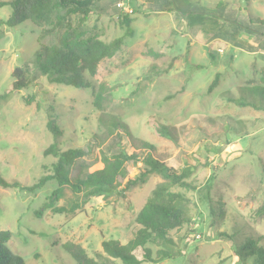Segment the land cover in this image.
I'll use <instances>...</instances> for the list:
<instances>
[{"label": "rangeland", "instance_id": "374dc122", "mask_svg": "<svg viewBox=\"0 0 264 264\" xmlns=\"http://www.w3.org/2000/svg\"><path fill=\"white\" fill-rule=\"evenodd\" d=\"M194 1L214 8L220 0ZM222 1L246 7L244 13L253 19L261 38L256 49L264 51V0ZM121 2L132 12L120 7ZM173 2L97 0L88 25L101 38L109 41L123 36L127 17L132 20L133 35L125 37L117 55L100 63L96 86L85 89L50 83L36 66L39 27L29 20L8 27L2 22L10 17L12 7H1L0 94L7 93V97L0 100V174L8 181L31 185L49 173L45 166L57 159L44 154L57 139L48 128L49 113L60 123L58 142L64 148L84 147L96 135L102 144L111 128L99 119L115 116L131 133L124 136L125 145L138 153V161L128 162V177L139 175L143 158L150 155L177 172L189 165L194 168L188 180L196 188L185 190L191 200L187 207L192 222L171 230L175 246L147 244L154 261L142 264H244L234 254L240 238L218 233L233 235L249 224L264 235V215L256 213L264 204V110L241 107L228 99L264 106V52L241 50L231 42L210 38L199 28L190 29L202 18L172 10V5L191 8L187 1ZM77 18L73 16L74 23ZM255 35L240 34L249 43ZM56 41L55 35L43 40L47 44ZM23 64L33 67L35 82L13 90L12 72ZM217 73L220 81L209 91ZM101 89L104 96L98 109L95 93ZM163 124L171 138L160 133ZM144 141L154 148H144ZM93 162L94 155L77 160L70 176H82ZM126 180L118 185L121 193L92 197L73 212L56 208L69 207L81 201L82 195L54 179L35 193L0 187V230L13 232L9 246L25 264H77L62 247L66 241L80 243L90 256L97 257L103 240L126 244L135 236L140 227L135 215L163 178L153 174L145 183L122 192ZM200 194L212 197L215 207L224 212L210 233L209 211ZM160 249L175 255L161 259ZM177 250L182 256L176 255ZM137 254L142 258L140 251ZM245 264L254 263L247 258Z\"/></svg>", "mask_w": 264, "mask_h": 264}, {"label": "trees", "instance_id": "16d2710c", "mask_svg": "<svg viewBox=\"0 0 264 264\" xmlns=\"http://www.w3.org/2000/svg\"><path fill=\"white\" fill-rule=\"evenodd\" d=\"M185 1L191 8L182 9L177 5H172V10L182 15L189 12L188 17L197 15L202 18L196 22L197 27L190 29L199 28L209 34L212 39H222L247 50H257L255 45L261 38L257 35L253 19L244 13L246 7L235 6L233 3L222 0L217 2L214 8L198 5L194 0ZM96 2L97 0H0V8L5 5L12 7V14L2 23L15 28L29 20L39 27L37 40L40 49L36 66L50 83L84 89L94 88L96 86L94 78L99 73L100 63L117 55L123 49L125 37L133 35L130 27L132 20L127 17L125 18L126 31L123 36L109 41L101 38L88 25ZM73 16H78L76 23L73 22ZM261 21L264 24V21ZM243 31L256 34L253 44L249 47H245L248 44L240 36ZM51 35H55L57 41L50 44L44 43L43 40ZM12 76L14 78L13 90L28 88L36 79L35 70L30 64L17 66ZM220 76V73L216 74L209 86V91L218 85ZM262 90L264 93V87ZM103 96L102 89L95 93L94 104L98 109H102ZM6 97L7 93L0 94V100ZM228 100L241 107L251 106L257 110H264V106L256 102L243 101L234 97H229ZM26 101L29 102V100ZM39 104L41 101H38V106ZM48 115V128L57 138L44 150L45 155H53L57 158L50 167L45 166L49 173L42 175L31 185H24L17 180L8 181L0 174V187L17 188L35 193L42 189L48 181L54 179L59 186H69L75 194L82 195L81 201L69 207L56 208L61 212H73L75 209L82 208L92 197L106 196L116 191L121 193L118 185L125 179L127 180L122 192L138 183H145L151 175L158 174L163 180L156 184L151 196L135 215L134 220L140 227L128 243L122 244L116 239H105L102 241V250L97 252V257L90 256L80 243L74 241H66L62 247L77 264H142L144 261H154L147 244L158 243L164 248L175 246L170 235L171 230L180 229L192 222V216L187 207L191 200L185 190L196 188L188 180L194 173V168L189 165L177 172L173 167L150 155L143 158L139 175L134 178L128 177V162L138 161V153L137 151L130 152L125 145L124 136L131 135L125 122L115 116H101L99 119L101 125L109 123L107 128H111L110 136L105 142L100 144L96 135L84 147L64 148L58 142V137L62 133L60 123L54 114L49 113ZM160 133L171 138L167 125H162ZM142 146L149 149L154 148L152 143L146 141ZM90 155L96 158L92 168L89 171L86 170L82 176L78 175L73 179L70 173L74 164L77 160ZM200 201L209 211L210 233L217 217L224 212L215 207L210 196L205 198L200 194ZM221 207L222 205L219 206ZM256 213L264 215V204ZM240 228L233 235L227 232H219L218 235L240 238V241L236 243L234 254L244 264L247 258H251L254 264H264V244L261 243L264 235H258L249 224H244ZM12 235L11 230H0V264H25L23 257L14 253L9 246ZM137 251L141 252L142 258L138 256ZM159 253L161 259L173 258L175 255L167 249H160ZM176 253L177 256H182L181 250H177Z\"/></svg>", "mask_w": 264, "mask_h": 264}, {"label": "built area", "instance_id": "2783aa9c", "mask_svg": "<svg viewBox=\"0 0 264 264\" xmlns=\"http://www.w3.org/2000/svg\"><path fill=\"white\" fill-rule=\"evenodd\" d=\"M120 7L124 8L126 11L132 12V9L128 8V6H125L124 2H121L118 4ZM200 237V235H199Z\"/></svg>", "mask_w": 264, "mask_h": 264}, {"label": "crops", "instance_id": "0c3cea01", "mask_svg": "<svg viewBox=\"0 0 264 264\" xmlns=\"http://www.w3.org/2000/svg\"><path fill=\"white\" fill-rule=\"evenodd\" d=\"M247 44H248V46H251V45L253 44V42H252V43L247 42ZM237 47H238V46H237ZM238 48H240L241 50L245 49V48H242V47H238ZM248 51H250V52H252V53H253V52H255V53H256V52H257V53H258V52H264V51H259L258 49H257V50H249V49H248ZM263 54H264V53H263ZM263 60H264V59H263Z\"/></svg>", "mask_w": 264, "mask_h": 264}]
</instances>
